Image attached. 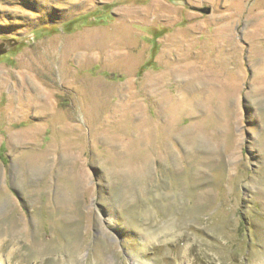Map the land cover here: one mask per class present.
<instances>
[{
    "label": "rangeland",
    "instance_id": "obj_1",
    "mask_svg": "<svg viewBox=\"0 0 264 264\" xmlns=\"http://www.w3.org/2000/svg\"><path fill=\"white\" fill-rule=\"evenodd\" d=\"M184 1L0 0V264H264V0Z\"/></svg>",
    "mask_w": 264,
    "mask_h": 264
},
{
    "label": "water",
    "instance_id": "obj_2",
    "mask_svg": "<svg viewBox=\"0 0 264 264\" xmlns=\"http://www.w3.org/2000/svg\"><path fill=\"white\" fill-rule=\"evenodd\" d=\"M173 2L177 3V4H186V2L184 0H173ZM192 9L194 10H197L199 12H202V13H205V14H208L211 12V7L210 6H202V7H195V6H191ZM5 40V41H4ZM2 41H4V48L6 51H10L14 46L15 44L17 43L15 40L12 39L11 42H7L6 39H3ZM2 52H0L1 54Z\"/></svg>",
    "mask_w": 264,
    "mask_h": 264
},
{
    "label": "bare ground",
    "instance_id": "obj_3",
    "mask_svg": "<svg viewBox=\"0 0 264 264\" xmlns=\"http://www.w3.org/2000/svg\"><path fill=\"white\" fill-rule=\"evenodd\" d=\"M66 182H67V181H66ZM65 203H66V202H65ZM132 264H140V263L134 261Z\"/></svg>",
    "mask_w": 264,
    "mask_h": 264
}]
</instances>
